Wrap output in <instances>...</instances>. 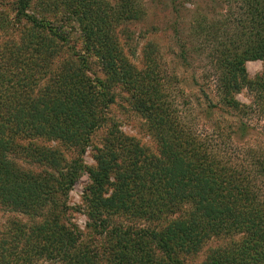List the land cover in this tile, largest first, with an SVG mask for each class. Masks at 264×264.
Wrapping results in <instances>:
<instances>
[{
  "label": "trees",
  "instance_id": "1",
  "mask_svg": "<svg viewBox=\"0 0 264 264\" xmlns=\"http://www.w3.org/2000/svg\"><path fill=\"white\" fill-rule=\"evenodd\" d=\"M238 1L230 24L199 22L197 31L202 44L216 41L205 74L219 103L237 110L227 136L240 141L253 128L245 118L256 112L264 118V70L249 79L245 67L252 59L264 63V0ZM83 3H92L77 4L92 45L87 50L104 76L88 57L71 52L75 46L61 23L30 12L33 0H0V9L16 13L0 20V205L27 220L11 218L0 230V264H193L202 251L199 264H264V149L250 145L231 157L185 127L164 92L157 58L142 70L127 62L125 43L113 31L122 12L110 23L99 13L94 24L96 14ZM132 4H123L124 18L132 17ZM190 51L181 45L182 59ZM117 84L157 127L159 156L118 132L109 112ZM243 86L253 93L250 104L235 97ZM200 89L208 99L202 113H210L217 106ZM100 131L94 167L84 166L81 155L67 161L59 151L62 141L86 150ZM85 169L89 215L104 235L102 247L82 242L83 233L60 218L67 204L59 192L67 197Z\"/></svg>",
  "mask_w": 264,
  "mask_h": 264
},
{
  "label": "rangeland",
  "instance_id": "2",
  "mask_svg": "<svg viewBox=\"0 0 264 264\" xmlns=\"http://www.w3.org/2000/svg\"><path fill=\"white\" fill-rule=\"evenodd\" d=\"M13 1V0H8ZM81 0H33L30 12H35L44 18H50L59 22L71 35L69 44L75 46L71 52L77 55H85L94 71L104 76L106 73L102 68L100 60L95 53H90L87 48L91 47L87 41L88 30L86 31V21L82 23L81 15L84 11L77 7ZM92 4L83 3L81 5L92 8V13L96 14L94 24H96L99 13L107 14V22L122 12L123 4L127 0H88ZM133 15L130 18L118 17L117 23L113 22L120 42L123 45V52L127 57V62L133 65L136 70L146 67L148 59L157 58L160 67L164 70L162 75L164 92H169L172 97L174 113L182 116V123L185 127L192 128L193 132L212 146H218L228 151L231 157H235L238 149L256 146L264 149V118L259 113H254L253 118H245L252 126L251 133L242 138L233 135L230 139L227 135L230 131L231 123L238 121L237 110L219 103L215 90V82L212 77L206 76L210 65L214 62L212 57L216 41L209 37L205 44H202L199 37L204 36L199 33L198 23L219 22V25L230 24L234 19V14L240 10L238 0H132ZM122 10V11H121ZM0 20L10 19L16 13L12 8H1ZM98 13V14H97ZM109 16V17H108ZM5 17V18H3ZM101 17V16H100ZM93 23V22H92ZM111 30V29H109ZM224 30V29H223ZM220 30V31H223ZM225 31V30H224ZM34 32V31H33ZM201 34V35H200ZM128 36L130 38L128 39ZM185 42L190 46V56L184 60L181 57V45ZM195 46V47H193ZM66 47V46H65ZM197 48L198 50H196ZM150 57V58H149ZM246 75L249 79H256L263 75L264 63L261 59L248 60L245 63ZM200 85L208 92L213 104L210 113H202V108L206 106L204 93ZM116 100L110 105V115L117 121L118 132L134 140L136 149L149 151L155 155H160L162 142L157 127H154L148 119L147 114L139 112L132 93L123 84H117ZM192 100L188 101V99ZM235 97L242 103L250 104L253 100V93L243 86ZM188 102V103H187ZM42 106L39 107V111ZM229 130V131H228ZM103 132L100 131L93 136L91 145L82 150L62 141L59 151L63 153L67 161L78 159L81 155L84 166L94 167L96 165L95 147L102 146ZM59 143V142H58ZM55 144H50V146ZM264 152V151H263ZM170 155L169 153H166ZM25 165V164H24ZM23 165V166H24ZM26 167V166H25ZM91 183L90 174L85 169L78 178L66 197L59 192L60 202L67 204V211L62 214L61 222L68 226L75 225L77 230L83 233L85 244H99L102 247L104 235L99 236L93 225V218L89 215L90 203L86 200L87 188ZM17 217L27 221L22 214L10 212L0 205V230L4 229L11 218ZM196 254L193 264L205 257V253ZM105 264V263H103Z\"/></svg>",
  "mask_w": 264,
  "mask_h": 264
}]
</instances>
